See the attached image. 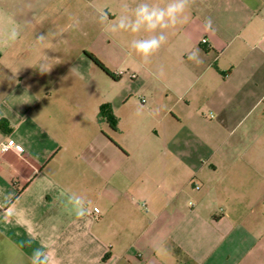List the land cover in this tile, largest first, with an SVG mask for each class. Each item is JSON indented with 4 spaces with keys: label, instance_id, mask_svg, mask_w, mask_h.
Wrapping results in <instances>:
<instances>
[{
    "label": "crops",
    "instance_id": "crops-1",
    "mask_svg": "<svg viewBox=\"0 0 264 264\" xmlns=\"http://www.w3.org/2000/svg\"><path fill=\"white\" fill-rule=\"evenodd\" d=\"M185 15L158 26L178 54L163 103L136 100L152 72L120 81L35 34L30 61L0 55V264H264V0Z\"/></svg>",
    "mask_w": 264,
    "mask_h": 264
},
{
    "label": "rangeland",
    "instance_id": "rangeland-1",
    "mask_svg": "<svg viewBox=\"0 0 264 264\" xmlns=\"http://www.w3.org/2000/svg\"><path fill=\"white\" fill-rule=\"evenodd\" d=\"M147 4L148 0H0V55L7 58L14 52L12 44L23 45L21 53L30 61L35 57L30 41L35 34L40 44L43 41L57 44L54 46L55 55L63 52H70L74 58L86 57L85 52L96 55L120 81L129 74H137L136 76L143 78L152 72L153 78L144 86L143 92L138 93L136 100L143 106L153 103V98L163 100V103L166 88L162 75L174 72V68L170 66L178 54L174 47L170 48L169 44L166 46V42L147 57L136 52L133 47L135 41L164 36L159 27L151 30L146 23L140 25L139 32L131 31L136 19L135 9ZM101 13L107 17L103 22ZM119 18L124 22L123 30L116 26L115 22ZM14 26L19 31L15 41L8 35ZM40 37L43 39L40 40ZM63 41L70 42V48L61 47L62 44L59 43ZM99 71L105 78L108 77L102 70ZM122 86L112 83L104 85L108 91L112 87L120 89ZM146 93H153L155 96L150 99ZM141 98H145L147 102L143 104ZM169 98L171 100L172 96Z\"/></svg>",
    "mask_w": 264,
    "mask_h": 264
},
{
    "label": "clouds",
    "instance_id": "clouds-1",
    "mask_svg": "<svg viewBox=\"0 0 264 264\" xmlns=\"http://www.w3.org/2000/svg\"><path fill=\"white\" fill-rule=\"evenodd\" d=\"M191 0H176L174 3H170L166 8L157 9L155 7L149 8L148 5H139L134 11V15L136 17L134 24L131 27V31L133 33L139 32L140 25L142 23H146L148 28L151 30H155L158 26L161 28H168L169 26L175 27L177 25V17L183 16V20L181 23L187 22V16L185 15L186 9L190 6ZM167 17L168 23H165V18ZM107 17L104 13H101V21L106 20ZM116 26L123 30L124 22L121 18H119L116 22ZM206 24L208 27H211V20H207ZM11 40L15 41L19 36L18 27H12L9 34ZM40 40L43 37L39 38ZM166 42V37L160 35L159 37H152L148 39H140L134 42L133 47L136 49V52L143 57H147L149 55L154 54L158 51L161 46ZM192 57H190L191 59ZM42 72L45 71L42 68ZM74 205L75 208V216L79 218H83L85 215H89L90 212L85 210L82 206V203L79 199L75 200ZM43 246L41 248H37L33 251L30 260L31 264H37L38 254L41 253ZM40 264H55L53 257L51 255L45 256Z\"/></svg>",
    "mask_w": 264,
    "mask_h": 264
},
{
    "label": "trees",
    "instance_id": "trees-1",
    "mask_svg": "<svg viewBox=\"0 0 264 264\" xmlns=\"http://www.w3.org/2000/svg\"><path fill=\"white\" fill-rule=\"evenodd\" d=\"M87 56L99 67L101 68L105 73L109 74L111 77L116 79V76H114L113 74H111L107 68L105 67V65L93 54H88ZM107 105H103L101 106V118L107 116L108 114L106 113L107 110ZM6 122L5 121H0V127L2 129H6L5 126ZM116 126L113 124V128H115Z\"/></svg>",
    "mask_w": 264,
    "mask_h": 264
},
{
    "label": "built area",
    "instance_id": "built-area-1",
    "mask_svg": "<svg viewBox=\"0 0 264 264\" xmlns=\"http://www.w3.org/2000/svg\"><path fill=\"white\" fill-rule=\"evenodd\" d=\"M203 42L204 43H206L207 41L206 40H203ZM132 79H135L137 76H136V74H132L131 76H130ZM144 102V101H143ZM13 150V151H15V152H17V153H21L22 152V147H20L19 145H17V144H11V145H5L4 146V150ZM94 212L95 213H99L100 211H99V209L98 208H95L94 209Z\"/></svg>",
    "mask_w": 264,
    "mask_h": 264
}]
</instances>
